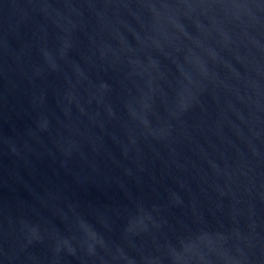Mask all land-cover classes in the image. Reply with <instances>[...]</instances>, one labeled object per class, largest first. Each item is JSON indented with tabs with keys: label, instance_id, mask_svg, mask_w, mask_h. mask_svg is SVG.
<instances>
[{
	"label": "water",
	"instance_id": "obj_1",
	"mask_svg": "<svg viewBox=\"0 0 264 264\" xmlns=\"http://www.w3.org/2000/svg\"><path fill=\"white\" fill-rule=\"evenodd\" d=\"M0 264H264V0H0Z\"/></svg>",
	"mask_w": 264,
	"mask_h": 264
}]
</instances>
